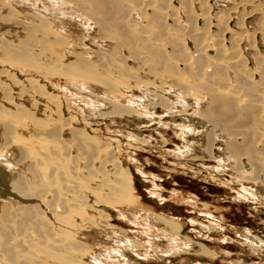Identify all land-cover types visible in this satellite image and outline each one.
I'll list each match as a JSON object with an SVG mask.
<instances>
[{
	"label": "rangeland",
	"instance_id": "obj_1",
	"mask_svg": "<svg viewBox=\"0 0 264 264\" xmlns=\"http://www.w3.org/2000/svg\"><path fill=\"white\" fill-rule=\"evenodd\" d=\"M11 1L14 2L13 6L16 11L21 12L25 9L23 7L28 8L30 2L33 0H18V3H16L15 0ZM62 1L63 0H34L30 8L33 10L38 8L39 10L45 5L48 9V16H51L48 22L54 26L57 24L60 31L66 36L69 33H73L74 35L79 34V31L69 29L68 24L85 29L89 27L88 30H90V32L86 35L92 37L97 29L99 30V23L106 22V25H108V27H106L108 29L110 27L114 30L118 29L117 34L119 39L121 38L123 41V48L121 46H115L114 44L116 42L113 41H104L102 44L101 42H94L95 45H92L93 42L90 40L87 41L86 39L81 49L75 46L76 43L69 41V49H76V52H78L75 59L74 56L70 54L62 55L60 51L62 47L60 46L57 50L52 49L49 42L52 38L47 35L49 38L47 40V37L40 36L42 37L41 40L43 39L41 43L45 45H42L44 48L36 44L35 46L40 48L33 46L27 47L26 44H23V46L28 49L21 50L17 47L18 45L16 42H18V40L21 41L29 32L19 31L14 34V32L17 31V28L14 27L12 28L14 32H11V35L7 37V39H5L6 37H0L2 42H0V47L2 46L0 48V70L9 73L11 77L10 80L15 81L16 84L20 86L19 90L26 84L29 85L32 83L38 90H44L47 93L53 94L57 99V104H60L61 118L70 119L75 128H86L90 136L88 142L92 147L98 148L103 142H110L113 144L117 151V157L123 165L129 169L130 175L129 177L116 175V181L109 180L108 184H110L109 186L112 189H118L121 185L124 188L131 187L132 190L130 189L131 191H129L126 189L123 195L121 194V196L119 195L117 198L113 199L116 207H99L101 211L106 213V218L103 219L99 225H106L107 227L111 225L110 227L122 229L128 238L134 239L135 242H137L139 247L135 248L136 251L123 248L122 251L125 256L120 258L113 257L114 254L112 252L108 253V250L103 246V241L106 239L104 233L102 234L103 229L100 226H89L87 222L91 219L82 212V209L71 205L68 206L69 203L65 201L60 203L61 207L57 216L59 222H62L64 225L63 229L67 232L69 238L73 241L86 240V243L95 244L91 255L95 254L99 257V260L96 262L92 261L93 263L91 264H264V251L251 249V246L234 233V229L239 231L249 230L252 235L264 241V204L259 200L260 197H256L253 193L256 187L248 183L241 185L238 181L231 179L229 175L225 173L221 176L214 174L209 167L221 166H218L213 159H206L205 163H202L201 160L188 161L181 158L179 151L184 152V150L188 149L197 153L199 150L195 147L197 144L196 141L198 142V139H201L200 136H190L185 139L181 138L179 134L180 127L184 126L182 116L179 115L174 120L165 110L157 108L155 109L156 112L150 110V112H154L152 118L146 117L142 112L144 108L141 109L135 106L136 113L128 118L120 116L98 117L90 114L93 113V111L88 108L90 105L89 102L92 101L99 102L98 104L103 106L107 105L106 103L108 101L113 103L119 102V104L121 102L122 104L123 100H128L131 103H135L134 98H132L133 96H141L142 92L150 91L151 89L154 93L159 90L161 92L165 87L163 86L164 84H173L175 81H177L180 86H183V84L178 81L181 79L182 81H186L189 78L188 81H193L191 87L198 88L200 94L205 98V105L209 107L211 111H206L205 114L207 115L208 113L209 121L213 120L212 122L216 123L223 140H229L227 137H230V141L228 142L231 144L228 145L231 146L233 144L236 147L238 146L237 148L240 147L242 149V151H240L241 149L239 148L238 151L240 156L243 154L244 160L242 161L247 163L246 160L248 159L251 163H256L259 153L264 152L262 149L264 146V138H261V130L256 128L264 122L262 121V119H264V102H260L263 100V96L261 95L264 91L257 88L258 83L255 81L254 83V79L251 78L252 81L250 80V82H247V79H249L248 72L244 74L243 71H240L241 69L239 70L240 72L237 70V67L241 68L242 66V61L237 60L240 53L237 49V47H239L237 46L238 40L233 39L234 35L232 34L225 35L223 33L226 30L224 19L228 17V12L232 11L235 12V14H233V16H235L230 25L237 23V21L242 22L246 14L256 12L252 19L253 23L251 26L248 25V29L249 31L254 30L256 32L264 31V4L261 6L263 7L262 10H258L259 6H257V3H263L264 0H218L219 2L214 7H212L209 0H175V3L172 0H156V2L155 0H81L89 7H87L86 16L88 18L90 17L91 21L95 23L90 26L85 19L79 18L75 13L70 15ZM225 1L226 4L224 3ZM126 4L129 6L131 5L133 9L136 10L135 13L141 14V17L138 18L136 22L142 24L145 29H149L150 33L152 32L151 35L158 39H162V41L158 40L155 42L156 38H151L149 35L143 37L137 33V29L129 25L128 17H130L132 7L128 9ZM150 5L156 6L155 11L153 8L154 6L152 7ZM174 5H177V7L179 6L182 12H176L179 8L176 10ZM149 8H153V10ZM156 8L160 10L157 11L158 9ZM89 9H91L92 12H89ZM93 12L96 16H94ZM173 14L179 17L173 16ZM172 16L175 18H172ZM170 19H172L173 22ZM166 20L168 24H165ZM248 21L247 24L249 23ZM181 25L183 27L182 37L177 34H171L172 31L170 30L172 27H181ZM209 26H214V28L212 29ZM2 29H4V25L0 23V31ZM200 29H202L203 32L200 33ZM114 30L113 32H115ZM185 30H187V32ZM30 31H34L33 33H35L37 28L30 27ZM254 35L252 32H246V34H244L246 41H244L243 47L248 50L250 49V53H255L259 49L255 44L258 37ZM224 38L225 40H223ZM209 39H211V45L204 43L205 40L207 42L210 41ZM158 43L160 44L158 45ZM15 46L16 48H14ZM262 46L263 47H260L261 51H264V45ZM29 48L33 51V54ZM85 48H89V52H86L84 50ZM225 48H227V50H225ZM39 49L42 50V53L48 50L53 51L54 54L58 56L56 62L58 64L43 60L39 53ZM37 51L38 53L34 54ZM81 53H85L86 55ZM96 54L100 55V61L97 59ZM101 54H103L102 56L105 58L102 57ZM79 55L83 57L78 59ZM254 55L256 58L255 60H258L259 57L256 56V54ZM105 59L108 60L105 61ZM235 59L237 60L235 61L236 63L229 62ZM73 60H75L76 63H71ZM258 65L259 64H257V69L259 70L261 68L262 70L263 68L261 66L258 67ZM205 67H208V69H204ZM232 69L237 70V72ZM245 69L247 70L246 66ZM115 70L120 74L133 72L134 75L132 76H137L138 78L132 77L131 79L129 76H124V78L121 75L117 76L119 73ZM229 70L234 72L235 77H231L232 75L230 76L228 73ZM114 74L115 76H112ZM241 74H244V78ZM261 74L263 76L264 71L260 73L258 79L262 77ZM164 75H168L170 78ZM139 77L141 79H139ZM147 78L149 81L146 80ZM157 78L160 79V82ZM3 79V77L0 78V81L7 84V80L5 81ZM137 79L143 82V84L137 82L136 86V82L134 84V81H137ZM147 81L148 83H146ZM152 81H154V83ZM217 81L222 83L225 81L232 85H239L241 92L237 93L238 95H235L236 93L233 91L231 92L233 94H227L228 92L222 94L217 88ZM145 83L148 85L150 84V86L146 87L147 85ZM155 83H157V85H155ZM154 85L157 86V88H154ZM85 86L88 87L86 89L90 92L86 91V93H84ZM126 86L132 88L129 89L126 88ZM191 91L193 93V88ZM0 95H2V93ZM108 95L109 97H107ZM34 96L38 99L40 98V101L41 99L44 100L42 94ZM240 96H243V101L239 99ZM22 97L23 96H19L18 99L23 101L24 98ZM101 99H105L106 103L99 101ZM190 103H192V108L196 107L194 100L190 101ZM211 104L214 105H212L213 108H211ZM5 107L6 106L2 105L1 108L5 109ZM6 108L8 109L9 107ZM7 109H5L6 111L2 110L3 112L0 111V138L1 134L4 132L14 133V129L10 131L8 128L12 127V125L14 126L15 122L19 123V119L17 120V117H14L13 112L7 113ZM28 110L30 112L34 111L32 108ZM16 111L18 110L15 109V113L19 112ZM11 116L13 118H11ZM29 116L31 117V121L26 124L23 123V125L21 124V128L17 130L19 132L14 135V139L12 140L14 144L20 145L24 152L26 151V154L29 155V159L24 160L20 165L18 163L19 166L12 164L11 166L9 165L10 167L7 166L8 168H3V165H1L2 162L0 161V179L6 182L3 183L0 181V189L4 190L5 185L8 184L7 180L9 179L8 177L4 178L2 175L8 173L9 168L11 174L14 173V169H12L13 166L14 168L15 166L25 168L27 162L30 163L32 159L31 155L35 154L38 150L44 152L45 150H50L52 153L56 152L60 157H63V153L66 152L68 155V159H66V162H68L66 166L67 170L69 169L76 172L80 178L85 177L90 179L88 177L89 172L93 173L90 174L91 176L94 174L98 177L102 176L100 173L96 172V167L97 163L104 160L105 156L100 154L101 156L98 159L94 158V162H91L89 159L92 157V150L90 151L89 149L88 151V148L82 149V143L77 135V139L71 140L69 139L70 134L64 131L59 134V136L55 134V137L51 135L52 137L47 138L42 135L39 139H26L27 136L31 137L30 132L26 130L27 127L43 128L58 126L56 123H51L52 120L47 118V116L46 121L45 118H43L44 120L35 119L32 117V113L29 114ZM48 119L50 122H48ZM223 127H225L227 132ZM23 128L25 130H23ZM20 132H23L21 136ZM239 132H241V134L238 135ZM7 133L4 135V138L10 139L11 137L9 136L11 135ZM161 134H164V137L169 139L164 149L159 148V145H157V140L161 138ZM71 138L73 139V137ZM231 141H233V143ZM1 148L2 150L4 149V147ZM9 149L7 148L13 158L5 157V159H12L11 161L14 162L13 160L19 156V154H17L18 149L15 146H11ZM2 150L0 149V158H2L3 155V152H1ZM253 150H256V152L254 153ZM174 152L177 155H174ZM256 154L258 155L257 157ZM249 155L252 157H249ZM85 164L92 165L85 167ZM47 169H49V167L46 168L43 165L36 170L38 172L40 171V173H42V170L49 173ZM112 169L114 170L112 166H108L107 173L110 174ZM104 170L106 171L105 168ZM262 178H264V176H261V179ZM81 181L85 182V180ZM97 182L96 177L95 181L91 182V185ZM262 192H264L263 189H261L260 193ZM11 198L13 200L15 199L13 196ZM13 200L11 202V207L14 208L19 205V199L14 202ZM32 201L33 200L29 202ZM2 205L3 202H0V212ZM154 214H161L166 218L178 221L181 227L179 232L180 237L203 244L209 254L198 253L195 251L199 249L198 247L194 250H184L181 248L180 252L170 256L164 255L161 252H158L156 255L152 253L154 252L153 249L155 245L164 246L167 241L163 236H159L158 238L153 236L155 233H160V230H162V227H159L155 221ZM18 219L20 221L21 216L15 217L14 220L17 222ZM94 223L97 224L95 221ZM204 225L209 226L210 229L201 227ZM12 226H14V224ZM26 229H28V227ZM28 232L29 237H31L33 241L34 234L31 228L27 230V233ZM13 242H9V246L10 244L12 246V244H14ZM105 242H107V240ZM8 244H5L4 247H0V249H8ZM28 246L33 248V246L29 244ZM4 249L0 250V257L2 258H4L7 252L4 253ZM28 252L29 251L24 253L23 257L21 255V258L27 263H32L33 260H35L34 258H37V251H34L35 253L31 252V254ZM32 253L34 258L32 257ZM25 255L26 258H24ZM18 258L20 259V255L17 259ZM4 259V264H11L10 261ZM25 259H28V261ZM12 260L17 264L16 258ZM20 260L23 261L22 259ZM111 260L114 263H110ZM69 261L70 260L58 259V262H55L58 264H69ZM13 262L12 264H14ZM70 264H73V262L70 261Z\"/></svg>",
	"mask_w": 264,
	"mask_h": 264
},
{
	"label": "bare ground",
	"instance_id": "obj_2",
	"mask_svg": "<svg viewBox=\"0 0 264 264\" xmlns=\"http://www.w3.org/2000/svg\"><path fill=\"white\" fill-rule=\"evenodd\" d=\"M33 1L30 2L31 6L33 5ZM172 1L175 3V0H172ZM209 1H210V4L212 5V7H214L219 2L218 0L217 1L216 0H209ZM15 2L18 3V0H15ZM62 2H63V4H65L66 9L69 11L70 15L72 13H75L79 18L85 19L88 22L89 26L91 24H95L94 22L91 21L90 17L88 18L86 16L85 13H86L88 6L85 3H83L81 0H63ZM155 2H156V0H155ZM211 2H213V3H211ZM224 3L226 4V1ZM260 3L261 2L257 3L258 4L257 6H259L258 10L263 9V7H261V6H263L264 2L261 4ZM13 5H14V2L11 0H7V1L6 0H0V23H2L4 25V29H2L0 31V37L1 38L6 37L5 39H7V37H9L11 35L10 33L14 32L12 30V28H14V27L17 28V31L14 32V34L19 32V31L29 32L21 41L17 39L18 40V42H16L18 45L17 47L21 50H24V49L26 50V49H28L27 47H30V46L36 47L35 44L40 45V47H41L43 45V43H41L43 41V39L41 40L42 37H40V36L47 37V35L50 38H52V40L49 41L52 49L57 50V48L60 46V47H62V48H60V49H62V50H60L62 55H64V54L69 55L70 54V55H73L75 59H76L75 56H77L78 52H76V49H72V50L69 49V47H68L69 41H73L74 43L78 44V45L75 44V46L80 47L81 49L83 48L82 46L85 43L86 39H87V41L90 40L91 42H93L92 45H95V43H99V42H101V44H102V42H104V41L105 42L113 41V42H116L114 44L115 46H117V47L121 46L122 47L123 41L121 38L119 39V37H118V34H117L118 29L114 30V29H112V27H110L108 29L107 28L108 25H106L107 24L106 22H100L99 23V25H98L99 30L97 29L96 33L94 35H92V37L91 36L88 37L86 35L87 33L89 34V32H90V30H88L89 27H87L85 29V28H81V27L79 28L78 26H74L72 24H68L69 29H71L73 31H79V34L74 35L73 33H69L66 36L60 31L59 26L57 24H55V26H54L48 22V20L50 19L51 16H48L49 15L48 9L45 7V5L39 10H38V8L33 10L30 8L31 6L29 5L28 8L23 7V8H25L23 10L24 12L23 11H21V12L16 11V9L14 8ZM155 5H150L152 7L154 6L153 7L154 11H155V7L157 6V5L156 6ZM177 5H174L176 7V10L179 8L176 12L179 11L181 13L182 10L179 6L177 7ZM90 6H91V3H90ZM127 6H128V9H130L132 7L131 5L130 6L127 5ZM240 7H241V5H240ZM153 8H149V9L153 10ZM156 9H158V8H156ZM89 10H90L89 12H92L91 9H89ZM159 10L160 9H158L157 11H159ZM254 10H256V9H254ZM135 11L136 10L133 9V7H132L131 12H130V17H128L129 25L134 27V29H137L138 30V31L136 30L137 33H139L143 37H145V36L147 37L148 35L151 36V38L154 37L153 35H151L152 32L150 33L149 29H147V28L145 29L142 26V24H140L139 22H136V20H138V18L141 17V14L139 15L138 13H135ZM242 11H244V10H242ZM161 12H162V10H161ZM255 13L246 14L245 18L243 17L244 21H242V22L237 21V23L230 25L234 19L235 15L233 16V14H235V12H233V11L228 12V17L224 19V25H225L226 30L224 31L223 34H225V35L232 34V35H234L233 36L234 38L233 37L232 38L238 40L237 46H239V47H237V49H238V51H240V53H239V57L237 60L242 61V66H241V68L237 67L238 68L237 70L239 71L241 69L240 71L241 72L243 71L244 74H247V72H248L249 73V75H248L249 79H247V82H250L251 78L254 79L253 82L255 81L256 83H258L257 88H260L264 91V75L262 76V74H261L262 77L260 79H258V76L260 75V73L264 71V51H261V48H260V47H263L262 45H264V31L256 32L254 30L249 31V29H248V25L251 26V24L253 23L252 19H253V16ZM165 14H167V13H165ZM89 15H90V13H89ZM174 15L175 14H173V16ZM94 16H96L95 13H94ZM133 16L137 19H135ZM173 16H172V18H175ZM175 16H178V15H175ZM242 16H243V14H242ZM176 19H178V18H176ZM170 20L172 21V19H170ZM217 21H218V18H217ZM220 21H221V19H220ZM247 21L249 22L248 24H247ZM174 23H173V25H174ZM165 24H168L167 20H166ZM177 24H178V22H177ZM30 27L37 28V31L35 33H33L34 31H30ZM202 27H203V25H202ZM209 27H211L212 29L214 28V26H209ZM222 27H224V26H222ZM168 28H167V31H168ZM185 29H187V28H185ZM113 30L115 32H113ZM170 31H172L171 34H177V35L181 36V34L183 32V27H182V25H181V27L180 26L172 27ZM185 31L187 32V30H185ZM199 32L201 33V32H203V30L200 29ZM246 32H249V33L252 32L253 35L255 34L258 37V39H256L257 41L255 40L256 41L255 44H256V46L259 47V49L255 53H250V51H249L250 49L248 50L247 48L243 47V43H244V41H246L245 36H244V34H246ZM154 38H156V37H154ZM47 39H49V38L47 37L46 40ZM158 40L162 41V39L156 38L155 42H157ZM209 40L210 41H208V42L205 40L206 42L204 41V43H206V44L208 43L207 45H209L210 43H212L211 39H209ZM223 40H225V38ZM0 42H1V40H0ZM23 44H26L27 47L25 48L23 46ZM71 44H73V43H71ZM159 44L160 43H158V45ZM46 45H47V41H46ZM245 45H246V42H245ZM43 46H45V45H43ZM40 47H36V48H40ZM14 48H16V46ZM29 50H30V48H29ZM84 50L86 52H89V48H85ZM225 50H227V48H225ZM30 51H32V50H30ZM41 51L42 50H40L39 53L41 54V57L43 60L48 61L50 63L58 64V63H56L58 60V56H56L53 51L48 50L46 52L44 50L45 52H43V53ZM37 53H38V51L34 54H37ZM32 54H33V51H32ZM81 54L86 55L85 53H81ZM254 54H256V56L259 57L258 60H255L256 58L254 57L255 56ZM102 55L103 54H101V56ZM224 55H225V52H224ZM96 56H97V59L100 58L99 54H96ZM82 57H83L82 55H79L78 59H80ZM102 57H104V56H102ZM106 60H108V59H105V61ZM237 60L236 59L230 60L229 62L233 63ZM74 61L75 60H73L71 63H76V61L75 62ZM99 61H100V59H99ZM109 61H108V63H109ZM104 63H106V62H104ZM237 64H238V62H237ZM257 64H259L258 67L261 66L263 68L262 69L263 71L261 70V68L259 70L257 69ZM243 65H245L247 67V70L245 69V66H243ZM237 66H239V65H237ZM204 69L207 70L208 67L207 68L205 67ZM232 70H229L228 73L230 74V76L232 75L231 77H233V76L235 77V74L233 71L237 72V70H235V69L233 71ZM116 72L119 73L118 71H116ZM244 74L243 75L241 74L242 77L244 76ZM119 75H121L123 78H124V76H129V78L131 77V79H132V77H135V78L137 77V76H132V75H134L133 72H131V73L129 72L128 74L127 73H122V74L119 73L117 76H119ZM112 76H115V74ZM164 76H167L168 78H170V76H168V75H164ZM256 76H257V78H256ZM2 77L4 78L3 80H5V81L7 80L8 83L6 84V83H2L0 81V94L2 93V95H0V111L1 112L6 111L5 110V109H7L6 107H9L10 109L9 108L7 109V113L13 112L14 117L16 116L17 120L19 119V123L21 120L20 124L15 122L14 126L12 125V127L8 128V130H10V131L13 129L15 130L14 133L9 132L11 135V136H9V137H11L10 139H7L6 137L4 138V135H6L7 132L6 133L4 132L1 134L0 149L2 150L1 147H4V149L1 151V152H3V155H2V158H0V161L2 162L1 165H3L2 166L3 168H5L7 166L10 167L12 164L18 165V163H19V165H20L21 162L29 159V155L26 154V151L24 152V150H22V147L20 145L14 144L12 142V140L14 139V135L17 132H19L17 130L19 128H21L20 127L21 124L23 125V123L26 124L27 122L31 121V117L29 116V114H31V113H32V117H34L35 119H38V120L45 118V121H46V116H47V118H50L52 120L51 123H53V124L56 123V125H58V126L57 127H43V128L42 127H27L26 130H28V132H30L31 137L27 136L26 139H28V138L29 139L31 138L32 140L34 138L39 139L42 135L44 137H47V138L52 137V136L55 137V134L59 136V134L63 133L64 131H67L70 134L69 139L75 140L79 137V140L82 143L81 144L82 149L88 148V151H89V149H90V151L92 150L91 151L92 157H91V159H89L91 162H94L93 161L94 158L98 159L102 154L105 156L104 160H102L100 163H97V167H96L97 168L96 172L100 173L102 176L98 177L96 174L91 176L90 174H93V173L89 172L88 177L90 179L85 178V177L80 178V177H78L76 172L71 171L69 169L67 170L66 166H67L68 162H66V159H68L67 158L68 155L66 152L63 153V157H60L58 154H56V152L52 153V151H50V150H45V152L38 150L35 154L31 155L32 159H31L30 163L27 162V165H25L26 163L24 164L25 168L24 167L19 168L18 167L19 165L15 166V168L13 166L12 169H14V173L11 174V171L9 168V170H8L9 172L6 171L8 173H5L4 175H2L4 178L8 177L9 179L7 180L8 184L5 185L4 190L0 189V202H3V205L1 206V212H0V247H4L5 244H8L9 242L12 243L13 241H15V242H13L14 244H12V246H11V244H10V246L8 244V246H9V247L7 246L8 249L2 248V249H4L3 250L4 253L7 251L6 252L7 255L5 254L6 257L4 255V258H6L8 261H10L11 264L13 262L12 259H14V258H16L17 264H46V263L58 264L55 262V261L58 262V259L70 260L71 262H73V264H91V263H93L92 261H94V262L98 261L99 257H97L95 254L91 255L93 253L92 251L94 250L95 244L93 245L92 243L91 244L86 243V240H83V241L71 240L69 238V236L67 235V232L63 229L64 225L62 224V222H59V218L57 215H58V212L60 211V207H61L60 203L65 202V201H67L69 203L68 206L71 205V206L79 207L82 209V212L85 213L89 217V219H91V220H88V222H87V223H89V226H100L103 229L102 234L104 233V235H105L104 237L106 238L105 241L107 240V242L103 241V243H104L103 246L105 247V249L108 250V253L112 252L114 254L113 257H119L120 258V257L125 256V254L122 251L123 248H129L133 251H136L135 248L139 247L137 242H135L134 239L128 238L122 229L110 227L111 225L108 227L106 225H99V223L103 219L106 218V213H104V211H101V209H99V207L100 206L116 207V205H114L115 202L113 199L117 198L119 195L121 196V194L123 195V193L126 189L129 191L132 190L131 187H125L124 188L121 185L118 189H112L109 186L110 184H108L109 180H113V181L115 180L116 181V175H121L123 177H129V175H130L129 169H127V167L124 166L123 163L117 157V154H116L117 151H116L115 147L113 146V144H111L110 142H103L98 146V148L92 147L90 145V143L88 142L90 136H89L86 128H75L73 126V123L70 121V119L61 118V116H60V112H61L60 104L59 103L57 104V102H56L57 99L55 98V96L53 94L47 93L44 90H42V91L38 90L36 88V86L32 83H30L29 85L26 84L24 87H22L19 90L20 86H18L15 81L10 80L11 77L9 76V73H6V72L0 70V78H2ZM182 78H184V77H182ZM139 79H141V78L139 77ZM139 79H137V81H134V84L136 82V86H137V82L143 84V82L138 81ZM157 79H159V78H157ZM146 80H148V78ZM155 80H156V78H155ZM188 80H189V78H188ZM188 80L182 81V79H181L180 81H178L179 83H182L183 86H180L177 83V81H175V83H173L174 82L173 81L172 82L173 84L166 83L163 85L165 87L162 89L161 92L159 90L158 92L154 93V92H152L153 91L152 89L150 91H146V92L144 91V92H142L141 96H133L132 97V98H134L135 103L134 102L131 103L128 100H126V101L123 100L122 104H121V102L119 104V102L113 103L111 101H108L106 103L105 99L104 100L101 99L99 101L106 103L107 105L103 106V105L98 104L99 102H93L92 101V102H89L90 105L88 106V108H89V110L93 111V113H90V114L96 115L98 117L120 116V117L128 118L129 116H133L134 113H136L135 106H138L141 109L144 108L142 112H143V114L146 115V117L152 118L154 112H150V110L156 112L155 109H157V108H162L163 110H165L166 113H168L172 117V119H174V120L176 119L177 116H179V115L182 116L183 121H184L183 122L184 126L180 127V133L179 134H180L181 138L185 139V138H189L190 136H194V137L200 136L201 139H198V142L196 141L197 144L195 147H197L199 150L197 153H194L193 150H188V149L184 150V152L179 151L181 158H184L188 161L189 160H197V161L201 160L202 163H205L206 159H208V160L213 159L214 162L216 164H218V166H221V167H217V166L216 167L215 166L209 167V169L214 174L221 176L223 173H225L226 175H229V177L231 179L238 181L239 184H241V185H243L244 183H248V184L255 186L256 188L253 191V193L256 195V197H260L259 200H261V202L264 204V192L260 193L261 189H263V191H264V178L261 179V176L262 177L264 176V152H260L259 156L256 154V157L258 156V158H257V162L254 164L251 163L248 159L246 160L247 163L242 161V160H244V158L242 156L243 154L240 156V154L238 153L240 147L237 148L238 146L236 147L233 144L231 146H229L231 144L228 142V141H230V137H227V139L229 138V140H226V141L223 140L222 135L220 133V130L218 129V126L216 125V123L212 122L213 120L209 121L208 120V116H209L208 113H207V115L205 114L206 111L207 112L210 111L209 107H206V105H205V98L203 97V95L200 94V92L198 91L199 90L198 88L191 87L192 86L191 83L193 81L191 82ZM148 81L146 83H148ZM154 81H152V82L154 83ZM237 81H239V80H237ZM155 82H158V81H155ZM159 82H160V79H159ZM161 82H163V81H161ZM125 84H124V87H125ZM216 84H217L218 90L220 92H222V94L225 92L226 93L228 92L227 94H229L233 91L234 93H236L235 95H238L237 93L241 92L239 85H235L234 83L233 84L235 86L232 85L231 83H226L225 81L223 83L217 81ZM146 85H147L146 87L150 86V84L149 85L146 84ZM155 85H157V83H155ZM155 85H154V88L155 87L157 88V86H155ZM146 87H144V88H146ZM215 87H216V85H215ZM80 88H83V87H80ZM86 88H88V87L85 86V88H84L85 92L84 93H86V91H89ZM126 88H129V87L126 86ZM130 88H132V87H130ZM192 88H193V93L191 91ZM109 90H111V89H109ZM154 90H156V89H154ZM194 90L196 93L194 92ZM173 93H175V94H173ZM37 94H42V96L44 97V100L41 99V101H40V98L39 99L36 98V96H34V95H37ZM166 94H167V96H166ZM231 94H233V93H231ZM24 95H26V96H24ZM17 96L18 97L23 96L22 98H24V100L20 101ZM261 96H263L262 97L263 100L260 102H264V92ZM107 97H109V95ZM242 97L240 96L239 99H241L243 101ZM9 99H10V101H9ZM191 99L195 101V105H196L195 108H192L193 107L192 103H190V101H192ZM56 104H57V106H56ZM2 105L6 106L5 109L1 108ZM212 105L213 104H211V106ZM213 106L211 108H213ZM29 108H32L34 111L30 112L28 110ZM15 109L18 110L19 112L16 111L18 113H15L14 112ZM35 113H36V116H35ZM11 115H12V113H11ZM18 117H20V118H18ZM11 118H13V117L11 116ZM262 121H264V119H262ZM48 122H50L49 119H48ZM263 123L264 122H262V124H260V125H258V127H256L257 129L261 130V138H264V126H263L264 124ZM223 129L225 130V127H223ZM23 130H25V129L23 128ZM24 132H26V131H24ZM28 132H26V133H28ZM9 133H7V134H9ZM21 133H23V132H20V136H21ZM229 134H230V132H229ZM239 134H241V132H239L238 135ZM164 136H165L164 134H161V138L159 140H157V145H159V148H162V149H164L166 142H169V139L168 138L166 139ZM71 137H73V139ZM231 142L233 143V141H231ZM11 146H13V147L15 146L18 149L17 154H19V156L17 155L18 158L13 160L14 162L11 161L12 159H7L8 157H12V154H10V152L7 150V148L9 149ZM227 147H228V149H227ZM47 149H48V147H47ZM257 149H260V148H257ZM262 149L264 150V146ZM256 150L255 151L253 150L254 153L256 152ZM71 151H72V149H71ZM240 151H242V149ZM253 151H252V153H253ZM174 155H177V154L174 152ZM5 157H7V158L5 159ZM249 157H252V156L249 155ZM258 159H260V160H258ZM240 161H242V162H240ZM43 165L46 168L49 167V169H47V170L49 171L50 174L48 172H44V170H42V173H40V171L38 172L36 170V169H39L40 167H42ZM90 165H92V164H87V165L85 164V167H88ZM108 166H112L114 168V170L113 169L111 170L110 174L107 173L108 172L107 171ZM104 168L106 169V171L104 170ZM2 171L4 172L3 169H2ZM44 175L46 176V178ZM96 177H97L98 182L94 185L93 184L91 185V182L95 181ZM81 180H85V182H83ZM0 181L3 183H6L1 179H0ZM7 188H9V189H7ZM12 196H13V198H15L14 200L11 198ZM18 199H19V203H18L19 205L14 207V208L11 207L12 200L14 202L15 200H18ZM31 200H33V201L29 202ZM17 216H21V219H20V221L18 219L16 222L14 219ZM154 218H155V221L157 222V224L159 225V227L160 226L162 227L161 228L162 230H160L161 231L160 233L159 232L155 233V235H153V236H155L156 238H158L159 236H163L167 240L164 246H162V245L159 246L158 244L155 245V243H154L155 247L153 249L154 252H152V253H154L155 255L158 252H161L164 255L170 256V255H173L177 252H180L181 248L184 250H189V249L194 250L196 247L199 248L198 250H195L198 253H201V254L208 253L209 254V252L207 251V249L205 248V246L203 244H200V243L193 241L191 239H186V238L180 237L179 232H180L181 227H180L178 221L171 219V218H166V217L162 216L161 214H154ZM94 221L97 222V224L94 223ZM13 224H14V226H12ZM27 227H28V229H26ZM201 227H203L204 229H206V228L210 229V227L206 226V225L201 226ZM29 228H31V230L34 234L33 241H32V238L29 237V235H28L29 232L27 233V230H29ZM25 229H26V232H25ZM234 230H235L234 233H236L239 237H241V239L244 242H246L249 246H251V249L259 250L262 252L264 251V241L261 238L252 235L249 230H241V231H239L237 229H234ZM29 240H30V242H29ZM28 244L30 246H33V248H30L28 246ZM2 249H0V250H2ZM34 249H36V250H34ZM8 251H9V254H8ZM27 251H29L28 252L29 254H31V252L35 253L34 251L38 252V253L36 252L37 258L36 257L34 258L33 257L34 255L32 253V257L35 259V260L32 259L33 260L32 263L31 262L27 263L26 261L23 260V258H21V255L23 257V254L26 253ZM19 255H20V259H22L23 261H21L19 258L17 259V257ZM4 258L0 257V264H4V262H3ZM24 258H26V255ZM6 259H4V260H6ZM18 260H20V261H18ZM25 260L28 261V259H25ZM51 261H53V262H51ZM70 261L68 262L69 264H70ZM110 263H114V262L111 260Z\"/></svg>",
	"mask_w": 264,
	"mask_h": 264
}]
</instances>
